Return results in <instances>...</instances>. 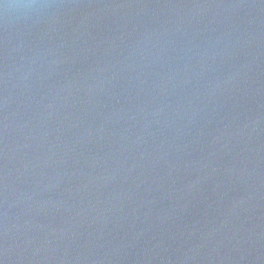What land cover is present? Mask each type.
<instances>
[{
    "label": "water",
    "instance_id": "water-1",
    "mask_svg": "<svg viewBox=\"0 0 264 264\" xmlns=\"http://www.w3.org/2000/svg\"><path fill=\"white\" fill-rule=\"evenodd\" d=\"M0 264H264V0H0Z\"/></svg>",
    "mask_w": 264,
    "mask_h": 264
}]
</instances>
